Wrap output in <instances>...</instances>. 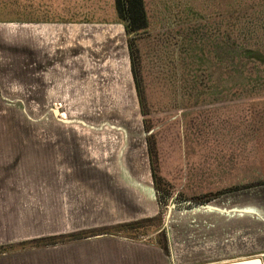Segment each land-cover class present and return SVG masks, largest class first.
Segmentation results:
<instances>
[{
    "label": "rangeland",
    "instance_id": "rangeland-1",
    "mask_svg": "<svg viewBox=\"0 0 264 264\" xmlns=\"http://www.w3.org/2000/svg\"><path fill=\"white\" fill-rule=\"evenodd\" d=\"M144 5L148 29L136 45L146 117L131 65H124L126 43L119 80L88 73L86 65L99 63L87 52L83 76L76 62L70 78L56 76L59 61L50 58L47 29L78 24L80 35L95 36L92 25L119 23L113 0H0V176L29 174L36 144L65 146L58 152L67 154L62 170L81 181L82 222L89 212L93 225L76 241H95V264H222L258 256L264 219L198 212L186 203L254 207L264 217V0ZM32 242L11 247L38 248Z\"/></svg>",
    "mask_w": 264,
    "mask_h": 264
},
{
    "label": "crops",
    "instance_id": "crops-1",
    "mask_svg": "<svg viewBox=\"0 0 264 264\" xmlns=\"http://www.w3.org/2000/svg\"><path fill=\"white\" fill-rule=\"evenodd\" d=\"M75 25L78 24H55L56 28L47 29L51 31L53 39L49 43L52 47L50 52L54 50L50 58L59 61L54 68L59 71L56 76L70 78L73 62L78 63V67L79 63L82 67L87 62L91 64L81 54L87 52L93 61L99 63L98 67L86 65L88 73L100 71L108 74L106 76L109 79L119 80L121 61L118 56L122 55V43H126L124 53L127 63L124 62V65L127 70L130 67L124 26L117 22L109 24L110 26L92 25L90 28L96 33L95 36H82L80 32L84 31V26H80L81 31V28L75 29ZM42 37L37 34L40 41ZM78 52L81 55L77 57L78 60H74L73 55ZM79 73L83 76L86 72L81 70ZM130 77L132 79V72ZM53 113L55 116L61 115L58 109ZM60 118L64 119V114ZM63 147L65 146L36 144L37 152L34 157L37 161L29 174L15 172V175L6 180L0 176V248L74 235L93 226L89 212H86L88 220L84 219L82 222L81 181L62 170L67 154L63 156L58 152L67 151ZM52 158L56 160V164L49 162ZM258 256L264 264V252ZM95 258V241L85 239L67 241L57 246L13 250L0 254V264H95Z\"/></svg>",
    "mask_w": 264,
    "mask_h": 264
},
{
    "label": "trees",
    "instance_id": "trees-1",
    "mask_svg": "<svg viewBox=\"0 0 264 264\" xmlns=\"http://www.w3.org/2000/svg\"><path fill=\"white\" fill-rule=\"evenodd\" d=\"M114 8L116 11V17L119 23H121L126 32L127 37V45L129 50V60L131 65V72H132V79L134 82L135 90L137 93V99L141 111V115L146 117L147 114L144 112V97L145 92L143 90L142 80H141V73L138 68V48L136 45V39L139 35L146 32L148 29V19H147V12L144 5V0H113ZM253 54H256L252 51ZM252 54H249V56ZM253 56V55H252ZM147 148L149 153V163L151 168L152 180L156 183L158 180V166L156 163V153L154 142L151 139H147ZM157 186V184H156ZM83 235H71V236H63L59 238H47L42 239L34 243L32 242V246L35 247H43V246H52L57 245L58 243H64L67 241L78 240L83 238ZM59 240V241H58ZM27 245V244H25ZM22 246V245H21ZM14 249L9 247H1L0 254L8 253L13 251Z\"/></svg>",
    "mask_w": 264,
    "mask_h": 264
},
{
    "label": "water",
    "instance_id": "water-1",
    "mask_svg": "<svg viewBox=\"0 0 264 264\" xmlns=\"http://www.w3.org/2000/svg\"><path fill=\"white\" fill-rule=\"evenodd\" d=\"M61 122L64 124L78 123V124L83 125L85 127L87 126V125H84L82 122H79L78 120H65V121H61ZM110 127L113 129H116L114 126H110ZM90 128H92V127H90ZM186 206H189L188 207L189 210H195L198 212H206V213L207 212H219V214H224L227 216L233 214V215L239 216V218H242L245 215H249V216L256 215L260 219H264V217H262V212H260V210L254 208V207H246V208H242V209L233 208L230 210H225V209L219 210L218 207H215L212 205L199 206L196 204H190L189 202L186 203ZM261 262H262L261 259L258 258V256H255L252 258H248L246 260H240V261L236 260V261L222 263V264H262Z\"/></svg>",
    "mask_w": 264,
    "mask_h": 264
}]
</instances>
